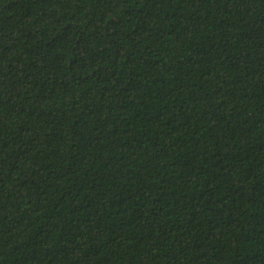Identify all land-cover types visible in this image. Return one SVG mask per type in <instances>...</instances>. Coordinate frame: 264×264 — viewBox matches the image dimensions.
Masks as SVG:
<instances>
[{"label":"trees","instance_id":"16d2710c","mask_svg":"<svg viewBox=\"0 0 264 264\" xmlns=\"http://www.w3.org/2000/svg\"><path fill=\"white\" fill-rule=\"evenodd\" d=\"M0 264H264V0H0Z\"/></svg>","mask_w":264,"mask_h":264}]
</instances>
